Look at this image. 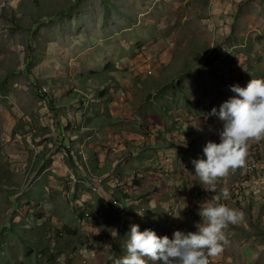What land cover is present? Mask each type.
<instances>
[{
	"label": "rangeland",
	"instance_id": "rangeland-1",
	"mask_svg": "<svg viewBox=\"0 0 264 264\" xmlns=\"http://www.w3.org/2000/svg\"><path fill=\"white\" fill-rule=\"evenodd\" d=\"M263 61L264 0H0V264H38L29 249L47 243L51 264H117L132 225L157 236L170 227L160 209L151 215L154 202L126 222L115 210L124 207L79 186L76 199L88 195L85 211L96 214L82 219L64 205L67 190L59 182L75 173L68 168L59 176L54 157L65 156L73 137L81 140L78 129L114 112L122 114L119 125L135 118L152 126L140 115L143 95L168 85L162 93L170 92L187 79L189 89L195 86L191 122L208 112L222 129L209 113L230 98V85L246 87L249 64L264 67ZM246 163L255 170L246 171ZM227 176L238 183L229 207L243 218L225 231L216 264H264V140L250 141L244 166ZM175 231H183L180 222L166 232L170 239ZM28 238L37 239L35 247Z\"/></svg>",
	"mask_w": 264,
	"mask_h": 264
},
{
	"label": "clouds",
	"instance_id": "clouds-1",
	"mask_svg": "<svg viewBox=\"0 0 264 264\" xmlns=\"http://www.w3.org/2000/svg\"><path fill=\"white\" fill-rule=\"evenodd\" d=\"M228 88L226 93L230 95V98L221 104L218 111L213 108L209 113L210 116L218 117L223 124L222 130L218 132L220 142L208 141L203 147V155L191 160L195 176L202 184L207 185L208 191L211 192H215L218 178L227 176L230 170L244 166L250 141L264 140V78L251 79L246 87L230 85ZM232 92L236 96L231 97ZM207 115L208 112H205L201 116L206 122H211L207 119ZM198 121L200 120L198 119ZM79 130L90 133L87 130L93 129L83 127ZM152 131L145 130L143 135L145 140H150L151 137H155L151 141L156 140V132ZM76 135L81 137V133ZM113 136V133H108L105 139L110 142ZM93 139V135H87L80 141H76L73 137L66 143L65 158L72 164H70L71 169L75 173L70 176L69 181L85 186L84 188H87L89 193L101 194L105 198L109 197L110 206L113 208L124 207L125 209L115 210L120 212L121 216L126 217V222H130L139 216L137 214H142L149 208L147 207L150 206L149 200L147 196H142L134 184L137 175L130 181H126L122 173L118 172L119 164L102 176L105 173L98 168V160L92 152V149L100 143L102 144V141ZM173 146L170 148V152L163 151V154L157 155V159L164 157L171 161L172 154L181 149L180 140L177 139ZM255 168V163H246L245 165V170L249 172ZM233 190L235 192H228L227 189L223 191L226 202L236 200L235 197L232 200L231 196L238 194V191L236 188ZM115 191L118 194L113 195L116 198H112ZM228 193L230 194L229 198ZM85 196H81L71 203L73 206L75 205V210H79V214L83 213L82 219L91 221L96 218V214L85 211L84 201L88 195ZM212 200L214 202L208 200L200 204L198 215L201 218V223L195 225L196 232L175 231L173 238L170 239L166 232L173 231L177 223L173 222L169 213L165 215H168L170 221L168 226L170 227H162V231H158V236L154 231L147 229L145 225L140 227L132 225L126 241V255L121 257L117 264H148L149 261L152 264H176V262L179 264H210V258L213 259V264H216L214 257L222 254L224 245L228 243L225 231L230 224H236L242 219L243 213L220 203L218 197H212ZM130 206H134L136 209H128ZM149 210L151 211V209Z\"/></svg>",
	"mask_w": 264,
	"mask_h": 264
},
{
	"label": "crops",
	"instance_id": "crops-1",
	"mask_svg": "<svg viewBox=\"0 0 264 264\" xmlns=\"http://www.w3.org/2000/svg\"><path fill=\"white\" fill-rule=\"evenodd\" d=\"M240 47H244V45ZM245 58L247 61L248 58L246 56ZM257 63H260V61L258 60ZM261 64L264 66V61ZM249 66L246 68L250 72L249 79H260L264 74V67L258 65V68H256L252 64H249ZM180 79H177V81ZM199 83L201 82L199 81ZM189 84H191V81L187 79L184 84L180 83V86L173 87L174 90H170V92L157 95L146 93L143 95V100L140 103L144 107L143 111L141 109L140 115L150 120L149 124H152L150 127L144 128L135 118L131 119L132 117L129 118L131 119L128 121L129 125H119L117 115L122 114L114 112L111 117L115 120L110 125L100 123V126L96 127V122L91 123L88 128H92L93 133L85 131H80V133L81 140L87 135H93L94 141H102V144L95 146L92 152L98 160V168L103 173L111 171L115 166L114 164L118 163V172L122 173L126 181H130L137 175L134 181L137 189L142 196H147L149 203L154 202V207L150 208L153 213L152 216H154L153 210L155 208L160 209L163 216L169 213L170 217L173 218V222H180L183 231L196 232L195 225L201 223V218L198 215L200 204L208 200L214 202L212 197H218L220 203L229 206L231 201H225L223 191L227 189L230 192L232 187L235 189L238 186V183H235L234 180H228V176L221 177L217 179L215 192H211L208 191V186L202 184L199 178L195 176V169L191 160L203 155V147L208 141L219 143L218 132L222 129L219 128V125L206 122L204 118L200 120L201 123L198 121V125L191 122L192 115L195 113L194 110L197 108L195 107L191 111L193 103L190 102L195 98L192 96V90L195 86L192 85L193 89H189ZM116 108H123V105L117 104ZM174 110L176 112L172 113ZM132 123H137L138 129L133 128ZM100 127L101 130H99ZM183 127H186V131L183 130ZM147 128L153 130L152 132H156L155 141H151L155 137H151L150 140L144 139L143 135ZM110 130L114 136L112 141L108 142L105 137ZM177 139L180 140L181 149L172 154L171 161L164 157L163 159H157V155L163 154V151L170 152V148L174 147L173 143ZM185 143L187 144L186 147ZM101 155H103V158ZM133 155H136V158ZM113 157L115 160H113ZM54 158L56 159L54 164L56 170L54 169V172L58 173L59 176H65V174L67 176L66 170L71 168L72 164L63 162L66 159L63 154L61 158L56 156ZM91 164L93 165V162ZM233 173L234 171L231 172V174ZM128 175H131L130 180ZM59 182L61 184L65 183L61 185V188L64 187L67 190L62 191L65 200L64 205L73 208L75 205L73 206L71 201L77 200L75 191L83 185L69 182L66 178L60 179ZM229 196L230 194L228 198ZM241 225L245 227L246 223L243 222ZM188 226L193 228L189 230ZM229 226L238 227L236 224H230Z\"/></svg>",
	"mask_w": 264,
	"mask_h": 264
},
{
	"label": "trees",
	"instance_id": "trees-1",
	"mask_svg": "<svg viewBox=\"0 0 264 264\" xmlns=\"http://www.w3.org/2000/svg\"><path fill=\"white\" fill-rule=\"evenodd\" d=\"M111 66H109V68H110ZM106 76H108L107 74H106ZM105 79H109V80H112L113 79V77L112 76H108V77H106ZM103 81H106V80H103ZM167 88H169V86H165V87H160V89L156 92V94H162V90H164V89H167ZM149 94H151V93H149ZM42 96H45V97H47L46 95H44L43 93H42ZM100 96L102 97V98H104L105 96H106V91L105 90H103V91H101V93H100ZM44 100H46V98H44ZM52 108V110H54L55 111V109H54V106H52L51 107ZM57 111V110H56ZM103 118V117H102ZM102 118H100L99 119V121H97L95 124V126L97 127V126H100V123H103V124H111L115 119L114 118H112L111 117V115H109L108 114V118H106V117H104L103 118V120H102ZM87 131H89V132H92L93 130H87ZM1 182V181H0ZM93 215V214H92ZM95 216V215H94ZM80 217H83V213H81L80 214ZM64 229H65V231L67 232V233H70V228H68V227H66V226H64ZM62 232L63 231H61L60 229H59V231H57V234H58V236H60V234H62ZM34 237V236H33ZM0 239H1V236H0ZM32 239V238H31ZM37 239H32V240H30L29 238H28V241L29 242H33L32 244H33V246L35 247L36 245H34V244H36V243H34L35 241H36ZM28 242V243H29ZM0 244H1V241H0ZM46 244V243H45ZM50 245V244H49ZM120 245V242H119V239L117 238V237H115L114 238V246L116 247V246H119ZM50 246H52V245H50ZM36 251V254H35V258H36V261H39L38 262V264H51V260H53V255H51V248L48 246V243L46 244V245H37L36 247H35V249H33V248H30L29 249V253L30 252H33V251ZM23 263V262H22ZM24 264V263H23Z\"/></svg>",
	"mask_w": 264,
	"mask_h": 264
},
{
	"label": "bare ground",
	"instance_id": "bare-ground-1",
	"mask_svg": "<svg viewBox=\"0 0 264 264\" xmlns=\"http://www.w3.org/2000/svg\"><path fill=\"white\" fill-rule=\"evenodd\" d=\"M72 126V125H71ZM73 129V128H72ZM71 129V130H72ZM66 130V129H65ZM68 136V135H67ZM210 264H213V259L212 258H210Z\"/></svg>",
	"mask_w": 264,
	"mask_h": 264
},
{
	"label": "built area",
	"instance_id": "built-area-1",
	"mask_svg": "<svg viewBox=\"0 0 264 264\" xmlns=\"http://www.w3.org/2000/svg\"><path fill=\"white\" fill-rule=\"evenodd\" d=\"M43 91H46V89L43 88ZM249 168L251 169L252 167H249Z\"/></svg>",
	"mask_w": 264,
	"mask_h": 264
}]
</instances>
